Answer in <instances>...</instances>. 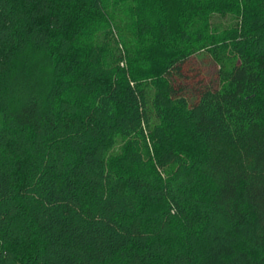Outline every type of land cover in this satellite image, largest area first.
Returning a JSON list of instances; mask_svg holds the SVG:
<instances>
[{
    "label": "trees",
    "instance_id": "1",
    "mask_svg": "<svg viewBox=\"0 0 264 264\" xmlns=\"http://www.w3.org/2000/svg\"><path fill=\"white\" fill-rule=\"evenodd\" d=\"M0 264H264V0H0Z\"/></svg>",
    "mask_w": 264,
    "mask_h": 264
},
{
    "label": "rangeland",
    "instance_id": "2",
    "mask_svg": "<svg viewBox=\"0 0 264 264\" xmlns=\"http://www.w3.org/2000/svg\"><path fill=\"white\" fill-rule=\"evenodd\" d=\"M126 17L127 15L124 16V20L126 21V19H128V21L126 22L130 23L131 18ZM235 20L236 19L233 18L230 14L221 16L216 13H211L208 16V26L206 27V34H218L225 28L231 26V24L234 23ZM114 34L116 33L114 32ZM119 49H121L120 45ZM233 64L234 59L229 57L225 51L218 50L214 52L213 50H210L208 48L201 50L197 54L193 55V57H191L189 61L190 67L199 70V72H201L207 80L213 82L214 84L221 83L224 80L226 74L230 71ZM120 65L124 66V60L120 62ZM150 91H153L152 85H150ZM155 124L158 125L159 121L155 119L153 115H151V126ZM123 145L124 141L121 138L116 137L115 144L112 148V151L110 152V161L115 167L116 171L130 174L131 172L136 170V167H133V165H131L130 163L123 162L124 160L120 155ZM168 147L189 149L191 147V143L182 134H178V136L176 137L169 136L166 148L156 149L154 147H151L149 149V153L145 155V159H147L148 162H153L151 164L157 165L158 160H161L162 155L167 151ZM156 171V176H160L161 178L165 179L168 175L174 173L175 167L174 165H165L164 169L157 168ZM29 247L30 243H24L23 248L27 250L29 249Z\"/></svg>",
    "mask_w": 264,
    "mask_h": 264
}]
</instances>
